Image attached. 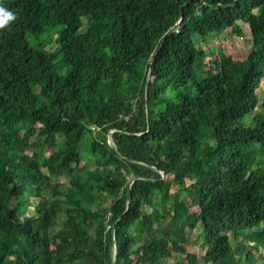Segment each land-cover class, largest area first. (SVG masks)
I'll use <instances>...</instances> for the list:
<instances>
[{
  "label": "trees",
  "instance_id": "16d2710c",
  "mask_svg": "<svg viewBox=\"0 0 264 264\" xmlns=\"http://www.w3.org/2000/svg\"><path fill=\"white\" fill-rule=\"evenodd\" d=\"M0 6V264H264V0Z\"/></svg>",
  "mask_w": 264,
  "mask_h": 264
},
{
  "label": "rangeland",
  "instance_id": "374dc122",
  "mask_svg": "<svg viewBox=\"0 0 264 264\" xmlns=\"http://www.w3.org/2000/svg\"><path fill=\"white\" fill-rule=\"evenodd\" d=\"M242 28L244 30V37H229L227 33H222L221 35L213 36L209 39L208 43L202 44V47L208 48L209 50L215 48V47H222V50L225 52V54L232 55L236 59H245L248 54L251 52V43L249 41L250 39V32L247 25L242 24ZM59 28L55 29L54 32L56 34L58 33ZM55 34V33H54ZM31 44H35L38 41H51V33L46 32L43 35L39 36L38 39H33L32 37H28ZM35 41V42H34ZM50 47V45H48ZM61 75L65 74V71L60 70L59 71ZM172 87L168 89L166 92L167 96H172L173 93L171 92ZM179 89L178 91H180ZM261 91H264V80L261 83ZM260 95L261 92L259 93ZM197 214V213H196ZM200 242H197L196 237V231L193 232L192 235L189 236L187 249L190 253L197 255V257H201L203 253L205 252V249L202 248L199 244Z\"/></svg>",
  "mask_w": 264,
  "mask_h": 264
},
{
  "label": "clouds",
  "instance_id": "9594fccd",
  "mask_svg": "<svg viewBox=\"0 0 264 264\" xmlns=\"http://www.w3.org/2000/svg\"><path fill=\"white\" fill-rule=\"evenodd\" d=\"M16 16L5 7L0 6V28H4L9 22L14 21Z\"/></svg>",
  "mask_w": 264,
  "mask_h": 264
},
{
  "label": "water",
  "instance_id": "95a60500",
  "mask_svg": "<svg viewBox=\"0 0 264 264\" xmlns=\"http://www.w3.org/2000/svg\"><path fill=\"white\" fill-rule=\"evenodd\" d=\"M160 48V44L157 46V50ZM154 66V59L153 61L151 62V69L153 68ZM115 254H116V247H115Z\"/></svg>",
  "mask_w": 264,
  "mask_h": 264
},
{
  "label": "built area",
  "instance_id": "2783aa9c",
  "mask_svg": "<svg viewBox=\"0 0 264 264\" xmlns=\"http://www.w3.org/2000/svg\"><path fill=\"white\" fill-rule=\"evenodd\" d=\"M178 24H179V23H178ZM178 24H177V25H178ZM177 25H176V27H177ZM176 31H177V30H176ZM94 129H95V128H93V130H94ZM97 130H99V129H97Z\"/></svg>",
  "mask_w": 264,
  "mask_h": 264
}]
</instances>
